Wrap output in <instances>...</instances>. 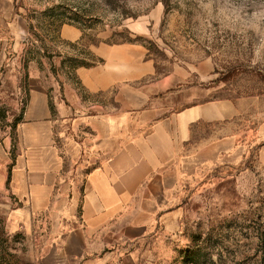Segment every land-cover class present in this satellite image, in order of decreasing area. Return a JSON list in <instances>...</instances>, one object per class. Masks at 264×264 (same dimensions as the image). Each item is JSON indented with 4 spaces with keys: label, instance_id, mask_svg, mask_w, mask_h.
Masks as SVG:
<instances>
[{
    "label": "rangeland",
    "instance_id": "374dc122",
    "mask_svg": "<svg viewBox=\"0 0 264 264\" xmlns=\"http://www.w3.org/2000/svg\"><path fill=\"white\" fill-rule=\"evenodd\" d=\"M16 5L26 23L20 24L16 65L5 73L12 79L0 83L2 137L11 136L9 120L20 121L29 109L31 75L34 84L49 87L57 109L63 84L84 68L78 64L93 61L95 47H140L154 67L152 79L185 72L204 90L197 101L228 106L234 114L208 126L210 138L225 143V151L203 177L187 183L138 264H264V0H17ZM67 28L81 38H65ZM56 115L58 137L64 121ZM65 133L74 136L72 129ZM81 174L74 178L83 182ZM17 206L15 195L0 192V264H83L58 249L57 218L30 222Z\"/></svg>",
    "mask_w": 264,
    "mask_h": 264
},
{
    "label": "crops",
    "instance_id": "0c3cea01",
    "mask_svg": "<svg viewBox=\"0 0 264 264\" xmlns=\"http://www.w3.org/2000/svg\"><path fill=\"white\" fill-rule=\"evenodd\" d=\"M16 4L0 0V83L12 79L5 73L16 65L26 23ZM63 36L76 42L82 35L67 28ZM93 51L104 64L78 68L57 109L49 87L31 75L29 109L7 126L13 141L0 133V192L15 195L16 210L30 222L57 218L58 249L70 258L138 264L187 183L225 151L208 126L232 117L233 108L197 101L204 90L185 72L152 79L140 47ZM56 113L64 121L58 137ZM82 171L83 182L74 178Z\"/></svg>",
    "mask_w": 264,
    "mask_h": 264
},
{
    "label": "trees",
    "instance_id": "16d2710c",
    "mask_svg": "<svg viewBox=\"0 0 264 264\" xmlns=\"http://www.w3.org/2000/svg\"><path fill=\"white\" fill-rule=\"evenodd\" d=\"M126 42L134 43V41H132L131 39L127 40ZM92 57H93V61L91 63H85L84 62V63L78 64L77 66L84 67V68H92V67L98 66L104 62L103 59L96 57L94 54H92Z\"/></svg>",
    "mask_w": 264,
    "mask_h": 264
}]
</instances>
